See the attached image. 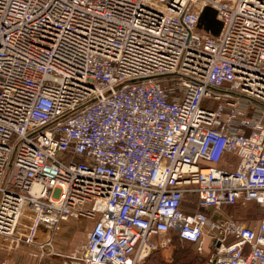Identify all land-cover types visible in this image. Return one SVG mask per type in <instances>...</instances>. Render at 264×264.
I'll return each instance as SVG.
<instances>
[{"label":"built area","instance_id":"obj_1","mask_svg":"<svg viewBox=\"0 0 264 264\" xmlns=\"http://www.w3.org/2000/svg\"><path fill=\"white\" fill-rule=\"evenodd\" d=\"M80 217L65 264H264V0H0V251Z\"/></svg>","mask_w":264,"mask_h":264},{"label":"rangeland","instance_id":"obj_2","mask_svg":"<svg viewBox=\"0 0 264 264\" xmlns=\"http://www.w3.org/2000/svg\"><path fill=\"white\" fill-rule=\"evenodd\" d=\"M233 205H225L222 209V213L226 215H232L229 211ZM241 207V206H240ZM237 207L238 213L243 214L240 218L246 220H256L261 214V207L257 204L251 203L244 207ZM245 208V209H244ZM242 211V212H240ZM213 211L209 212L212 215ZM93 227V221L86 218H70L69 220L61 223L59 228L53 235L55 252L50 254L47 251L42 253L39 249V245L24 244L20 248V251L16 256H8L7 251H0V262L5 261V264H65L69 260L81 262L83 249L87 243L88 232ZM158 242V247L150 252L154 258V263L157 264H172L173 259L176 257V252H189L194 256L197 253L195 247L189 243L181 242L180 245L175 241L173 234H164L153 237ZM38 245V246H37ZM178 250V251H177ZM139 259L136 264H145L146 260L150 256ZM200 258H203L202 264H205L204 258L207 259V255L200 253Z\"/></svg>","mask_w":264,"mask_h":264},{"label":"trees","instance_id":"obj_3","mask_svg":"<svg viewBox=\"0 0 264 264\" xmlns=\"http://www.w3.org/2000/svg\"><path fill=\"white\" fill-rule=\"evenodd\" d=\"M190 201H193V197L190 198ZM185 206L187 207V209L190 208V206L188 208V204H185ZM170 234H173L175 236V241L178 243V245H180L181 242L189 243V244L193 245L195 247V250L197 251L194 243L183 241L179 237V234L176 231H173ZM197 253H199V252L197 251ZM200 257H201L200 253L195 254V256H194L192 253H189L187 251L176 252V257L173 259L172 264H202L203 258H200ZM154 258H155V255L153 256V254L152 255L150 254V256L146 260L145 264H156L153 262ZM204 260H205V264H208V259L204 258ZM157 264H158V262H157Z\"/></svg>","mask_w":264,"mask_h":264},{"label":"crops","instance_id":"obj_4","mask_svg":"<svg viewBox=\"0 0 264 264\" xmlns=\"http://www.w3.org/2000/svg\"><path fill=\"white\" fill-rule=\"evenodd\" d=\"M237 207H240V206H236V207H232V208H230V209H229L230 213H231L232 215L236 216V217H239V216H241V215L243 216V214L238 213V211L236 210ZM240 208H241V207H240ZM244 209H245V208H244ZM240 212H242V211H240ZM225 215H226V214H225ZM242 216H241V217H242ZM243 217H244V216H243ZM239 218H240V217H239ZM260 218H261V214H260V216H259L256 220H248V222H249L250 225L255 226V225H257V223L259 222Z\"/></svg>","mask_w":264,"mask_h":264},{"label":"water","instance_id":"obj_5","mask_svg":"<svg viewBox=\"0 0 264 264\" xmlns=\"http://www.w3.org/2000/svg\"><path fill=\"white\" fill-rule=\"evenodd\" d=\"M209 12V10H206L202 16V19H201V23L199 24L200 27H203V18L204 16ZM206 29H209L211 30V32L215 35H217L220 31V27L219 26H215V27H206Z\"/></svg>","mask_w":264,"mask_h":264}]
</instances>
